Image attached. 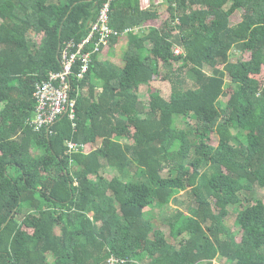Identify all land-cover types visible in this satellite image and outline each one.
Listing matches in <instances>:
<instances>
[{
	"label": "trees",
	"instance_id": "16d2710c",
	"mask_svg": "<svg viewBox=\"0 0 264 264\" xmlns=\"http://www.w3.org/2000/svg\"><path fill=\"white\" fill-rule=\"evenodd\" d=\"M104 1L0 0V264H264V0H164L167 19L146 29L149 1L117 0L111 27L139 30L123 67L94 54L72 79L75 119L35 131L36 86ZM153 202L176 206L168 237ZM234 211L240 239L225 225Z\"/></svg>",
	"mask_w": 264,
	"mask_h": 264
},
{
	"label": "built area",
	"instance_id": "2783aa9c",
	"mask_svg": "<svg viewBox=\"0 0 264 264\" xmlns=\"http://www.w3.org/2000/svg\"><path fill=\"white\" fill-rule=\"evenodd\" d=\"M106 0L99 9L96 21L91 24L88 36L84 40L69 41L61 50V70L51 73L46 81L36 86L34 97L37 101L36 116L31 122L35 131L50 130L57 121L69 115L75 119V102L72 79L83 80L92 61V56L107 47L112 38H123L131 33L138 34V29H126L124 33L110 25L112 3ZM89 45L91 47H89ZM179 52V51H178ZM76 68V69H75ZM69 153H88L91 149L86 144L68 142ZM110 264L118 261L111 259Z\"/></svg>",
	"mask_w": 264,
	"mask_h": 264
},
{
	"label": "rangeland",
	"instance_id": "374dc122",
	"mask_svg": "<svg viewBox=\"0 0 264 264\" xmlns=\"http://www.w3.org/2000/svg\"><path fill=\"white\" fill-rule=\"evenodd\" d=\"M160 11H161V14H160L161 17H159L158 20H155L152 22L150 21L149 25H152V26L158 28L162 24L163 20L168 17V14L166 12V8H161ZM242 16H243L242 11H238L235 15H233L231 18L232 25L238 24L242 20ZM33 36L38 41L41 40V37L37 36V34H33ZM127 40H128L127 37H123V38H120V40L115 45H112L110 43L107 47H104V49L102 50V52L100 54L101 60L109 61L111 63L117 64L118 66L123 67V64H124L123 63V55H124L126 48H127V43H128ZM145 46H146L147 50L150 48V44L148 42L145 44ZM248 54L249 53L243 55L239 51H234L232 54V60L237 61V60H240L243 58L244 59L249 58ZM153 86L164 99L169 98L170 86L168 83L161 82L160 80H157L156 82H154ZM139 96H140V99L145 104H148L149 94H148V90L146 87L140 88ZM224 101H226V99H224ZM185 120L186 121L182 120L181 118L177 120V123H178V126L180 129H186V127L184 126V122H187L190 124L194 123L192 121V119H190V118L185 119ZM212 145L214 147H217V145H218V138L216 136L213 137ZM101 175L104 178L111 180L114 177L119 176L120 173L116 170H113L112 168H107L106 170H103L101 172ZM260 193L262 194L263 199H264V191L262 190ZM174 208H176V206L174 204H169L168 206H166L165 208L162 209L161 207L157 206L153 202L152 205L149 206L147 211H146L147 216H149L150 219L152 220V222H154V228L156 230L159 229L160 231L164 232L167 237L169 236L170 231H169V227L167 226L168 224H166L165 221L167 219H169V217L173 214ZM236 219H237V215L234 211L226 220L225 225H226V228L228 230L227 231L228 234H231L234 237H238V239H240L242 234H241L240 228L236 225ZM225 237H227V236L225 235ZM213 264H228V263L224 259H217V260L213 261Z\"/></svg>",
	"mask_w": 264,
	"mask_h": 264
},
{
	"label": "crops",
	"instance_id": "0c3cea01",
	"mask_svg": "<svg viewBox=\"0 0 264 264\" xmlns=\"http://www.w3.org/2000/svg\"><path fill=\"white\" fill-rule=\"evenodd\" d=\"M149 1V5H151V8L153 9V11H155V12H157V16H158V18L159 17H161V11H160V9L161 8H165V3H164V0H148ZM158 18L157 19H155V20H158ZM165 19H167V18H165ZM164 19V20H165ZM155 20H153V21H155ZM163 20V21H164ZM152 22V21H151ZM149 23H150V21L146 24V25H143L142 26V28L143 29H146L147 27H150V26H152V25H149ZM154 27V26H153ZM4 106H5V103H2V102H0V110H2L3 108H4ZM88 145V144H87ZM89 146V145H88ZM90 147V146H89ZM91 149V148H90Z\"/></svg>",
	"mask_w": 264,
	"mask_h": 264
}]
</instances>
